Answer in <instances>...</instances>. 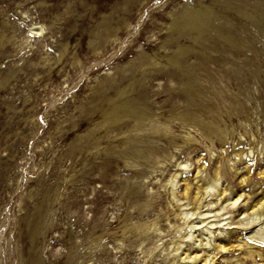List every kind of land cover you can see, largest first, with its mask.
<instances>
[{
    "label": "rangeland",
    "instance_id": "rangeland-1",
    "mask_svg": "<svg viewBox=\"0 0 264 264\" xmlns=\"http://www.w3.org/2000/svg\"><path fill=\"white\" fill-rule=\"evenodd\" d=\"M262 201L264 0H0V264H264Z\"/></svg>",
    "mask_w": 264,
    "mask_h": 264
},
{
    "label": "bare ground",
    "instance_id": "bare-ground-1",
    "mask_svg": "<svg viewBox=\"0 0 264 264\" xmlns=\"http://www.w3.org/2000/svg\"><path fill=\"white\" fill-rule=\"evenodd\" d=\"M203 16H205L204 14H202ZM203 16H201V17H203ZM195 17V16H194ZM200 17V16H199ZM203 18H205V17H203ZM202 21V20H201ZM203 23L205 24L206 22H205V19H204V21H203ZM204 191L205 192H208V193H210V195H212V196H218V194L219 193H217L218 191H217V189H216V186L214 185V183H212V184H210V185H208V186H206L205 187V189H204ZM203 191V192H204ZM224 194V191L223 192H221V194ZM220 195V194H219ZM239 197V196H238ZM194 200H195V198H194ZM260 200H262V199H260ZM193 201V200H192ZM236 201H237V199L236 200H234L230 205H232V204H234V203H236ZM195 202H196V200H195ZM194 202V203H195ZM208 204H210V203H208ZM260 205V206H264V201H262V202H257V203H255L254 204V206L255 205ZM255 209H256V207H255ZM254 211V210H253ZM251 213V212H250ZM257 214V213H256ZM189 215V214H188ZM190 216V215H189ZM251 217H252V214H251ZM256 219H259V217H256ZM247 220V219H246ZM253 221H249L248 222V224L249 223H252ZM262 224V225H261ZM260 225V227L257 229V231H256V233H259V234H262V239L264 240V222L263 223H261ZM196 228V227H195ZM210 233H212V232H210ZM191 234V233H190ZM190 234H189V236H190ZM191 235H193V234H191ZM213 235H216V234H213ZM261 236V235H260ZM260 239V238H259ZM219 249H221V248H219ZM223 249V248H222ZM204 264V263H203Z\"/></svg>",
    "mask_w": 264,
    "mask_h": 264
}]
</instances>
